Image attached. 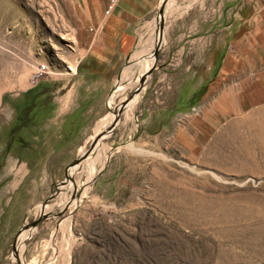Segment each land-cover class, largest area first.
I'll return each mask as SVG.
<instances>
[{"label": "rangeland", "instance_id": "rangeland-1", "mask_svg": "<svg viewBox=\"0 0 264 264\" xmlns=\"http://www.w3.org/2000/svg\"><path fill=\"white\" fill-rule=\"evenodd\" d=\"M168 1L158 56L166 38L178 35L186 4ZM234 5L233 29L219 46V57L209 61L213 71L225 67L227 54L231 72L241 68L246 49L258 45L264 52V0H234ZM81 8L80 0H0V264H15L12 241L43 203V211L51 207L52 214L67 208L36 225L31 235L26 231V238L20 235L21 264H264V105L230 118L212 130V138L189 141L188 136L185 142L177 135L179 127L193 132L192 116L199 113L194 106H201L209 89L216 92L213 75L198 83L195 102L190 86L175 101L174 92L154 93L148 77L133 107L96 143L107 155L104 162L88 156L89 167L81 162L60 183L65 168L89 148L97 123L115 111L106 107L111 91L125 87L126 99L137 87V69L131 84L116 79L156 32L149 29L155 12L139 26L118 65L97 66L84 59V36L92 38L93 30L83 36ZM69 63L75 65L73 75L65 73ZM33 75L35 85L51 92L53 116L31 131L36 136L31 150H6ZM225 133L237 137L220 139Z\"/></svg>", "mask_w": 264, "mask_h": 264}, {"label": "crops", "instance_id": "crops-1", "mask_svg": "<svg viewBox=\"0 0 264 264\" xmlns=\"http://www.w3.org/2000/svg\"><path fill=\"white\" fill-rule=\"evenodd\" d=\"M109 1L80 0L81 32L84 36L86 29L93 30L92 38L89 34L84 36L88 41V51L84 59L107 68L122 61L134 44L139 26L155 14L162 2V0H113L108 14L104 15ZM183 1L186 4L178 16V35L166 38L155 62V72L149 77L151 85L155 86L154 93L174 92L175 101L179 98V92L187 85L190 86V91L195 92L202 78L206 79L212 75L215 77L216 92L209 89V94L201 106H194L199 109V113L192 116L193 132H186L182 127H179L177 132L180 141H187L188 136L189 141H194L212 138L214 136L211 135L212 130L224 126L230 118L264 105V65L260 64L264 61V52L258 45L246 49L247 58H239L243 62L241 68L231 72L228 67L233 63L228 64L230 54H227L223 64L225 67L213 71L209 61L219 57V46L225 45L233 29L234 0ZM155 26V20L149 23L150 31L155 29ZM155 44L156 36L151 38L149 45L138 47L129 57V65L122 69L119 76L122 75L123 79L129 71L132 72L134 63L144 58L141 56L135 60V57L139 54L146 56L152 53ZM234 65L238 66V63ZM142 70L141 67L139 73ZM153 77H156L155 83L152 81ZM116 92L119 98L122 89ZM96 123L97 121L89 129L91 135ZM225 134L219 138L229 140L237 137Z\"/></svg>", "mask_w": 264, "mask_h": 264}, {"label": "flooded vegetation", "instance_id": "flooded-vegetation-1", "mask_svg": "<svg viewBox=\"0 0 264 264\" xmlns=\"http://www.w3.org/2000/svg\"><path fill=\"white\" fill-rule=\"evenodd\" d=\"M50 97L51 92L48 88H39L37 85L22 95L8 133L6 150L12 146L17 151L31 150V143L36 141V136L31 131L40 128L42 121L49 120L53 116L55 108ZM64 123L66 124L65 121ZM23 134L29 142L23 139Z\"/></svg>", "mask_w": 264, "mask_h": 264}, {"label": "water", "instance_id": "water-1", "mask_svg": "<svg viewBox=\"0 0 264 264\" xmlns=\"http://www.w3.org/2000/svg\"><path fill=\"white\" fill-rule=\"evenodd\" d=\"M167 0H162L161 4L159 5L157 11H156V15L155 17L157 16L158 17V22H157V42H156V45L155 47L153 48L152 50V53H151V56L153 58L152 60V64L151 66L149 67V69L144 73L142 74L139 78H138V81H137V87L133 90V93L128 97L126 98L123 102H121L118 106V108L113 111V120L111 121V123L103 130V132H101L100 134H98L97 136H95L92 140V142L90 143L89 145V148L87 150H85V152H83L80 156H78V158H76L75 160H73V162L65 168L64 170V181L63 182H60L61 184L63 183H66L67 182V179H70L68 176H67V169L69 167H73V166H76L78 165L79 163H81L89 154H92L93 153V149L95 147V144L97 143V141L99 139H101L105 134L107 133H111L116 125H117V117L121 114V112L123 111L125 105L128 103V101L133 97V95L135 94H140L141 91L143 90V86L145 85L146 81H147V78L151 75L152 71L155 69V62H156V59H157V56H158V52L161 48V37H162V26H163V9L165 7V3H166ZM119 77H117L116 81L118 80ZM59 183V184H60ZM72 185H73V181L70 182ZM78 192H76V194L74 196L77 195ZM56 195V192H54L51 196H49V198L46 200V202H48L49 200H51L52 198H54ZM45 204H41L39 205V213L37 215L36 218H34L29 224H25L23 226L20 227V229L18 230L17 234L15 235L13 241H12V244H11V253L13 254L14 256V260H15V264H20L19 263V259L17 257V252H16V248H15V242H16V238L17 236L25 231L26 229L28 228H34L36 225H38L39 223H41L42 221H45L47 220L49 217H60L64 210L67 208H63L61 211L55 213V214H52V213H44L43 212V208H44Z\"/></svg>", "mask_w": 264, "mask_h": 264}, {"label": "bare ground", "instance_id": "bare-ground-1", "mask_svg": "<svg viewBox=\"0 0 264 264\" xmlns=\"http://www.w3.org/2000/svg\"><path fill=\"white\" fill-rule=\"evenodd\" d=\"M166 4H167V2L165 3V6H166ZM157 22H158V17L156 16V18H155V24H156V26H155V28H156V42H157ZM153 30H151V32H152ZM153 42V41H152ZM161 44L163 43V38L161 37ZM153 45V44H152ZM156 45V44H155ZM153 47V46H152ZM141 56L142 57H146V59H144V60H142V61H140V62H138V63H136L135 65H134V68L133 69H137L138 70V73H139V71H140V69H141V67L143 68V70H142V72L141 73H137V76L135 77V79L134 80H138V78L142 75V74H144L148 69H149V65H151L152 64V60H153V58H152V56H151V53L150 54H148V55H146V56H143V55H141V54H139V55H137L136 57H135V59H137V58H141ZM69 67H68V69H66V74H68V75H72L74 72H75V67H74V65L73 64H71V63H69V65H68ZM68 70H70V72H68ZM122 76V75H121ZM131 76H133L132 75V72L130 73V75L128 76V77H124L122 80L123 81H126V79L129 81V83L128 84H131V82H132V79H131ZM136 80V81H137ZM117 81H120V76H119V78H118V80ZM127 84V83H126ZM124 88L125 87H123L122 88V93L124 92ZM115 90H116V88H115ZM115 90L113 91V93H112V95L109 97V99H108V102H107V104H106V107H107V109L108 110H116L117 109V105L119 106V104L121 103V102H123L124 100H125V98L123 97V95H121L122 97H121V99L120 100H118V94H117V92H116V99H115V102H114V106L112 107L111 105H110V99L112 98V96H113V94H114V92H115ZM121 93V94H122ZM137 95L138 94H135V95H133V97H132V99L130 100V104L127 106V105H125V107H124V109H126V107H129V106H131V107H133V105L135 104V102H136V98H137ZM116 108V109H115ZM123 109V110H124ZM127 112V111H126ZM110 114H112L113 115V113H110ZM108 115L105 119H102L101 121H99L98 123H97V125H96V127H95V129H94V135L93 136H97L98 134H100L101 132H103V130L111 123V121L113 120V116L112 115ZM109 135V133H107V134H105L101 139H103L104 137H106V136H108ZM101 139H99V140H101ZM98 140V141H99ZM97 141V142H98ZM185 142H187V141H185ZM99 144H97V147L95 148L94 147V152H93V154L91 155V154H89L88 156H94L93 158H92V161H98L99 160V162L100 163H103L104 162V160L102 159V158H104L105 157V152H104V149H102V147H101V149L100 150H97V148L99 147L98 146ZM95 146H96V144H95ZM128 149L129 150H131V151H134V152H138V150H136V149H134L133 147H132V145H128ZM97 152V153H96ZM87 156V157H88ZM107 156V155H106ZM86 157V158H87ZM85 158V159H86ZM83 160L82 162L87 166V167H89V165H90V160L88 159V160ZM80 164V163H79ZM78 164V165H79ZM77 166V165H76ZM74 167V166H73ZM73 167H69L68 169H67V176H70V172H72L71 173V175H73ZM94 171L95 170H92V175L90 174L89 176H87V178H86V182H89V181H91L92 179H91V177L94 175ZM236 171V170H235ZM80 172V171H79ZM91 179V180H90ZM83 184V183H82ZM82 184L80 185V186H82ZM86 190V189H85ZM86 193V192H85ZM76 193H74L73 194V196L75 195ZM81 194H82V192H81ZM61 199H63V198H61ZM220 201V200H219ZM200 202V201H199ZM198 202V203H199ZM214 202V201H213ZM212 202V203H213ZM196 203V202H195ZM197 203V204H198ZM203 204H204V202H202ZM201 203V204H202ZM215 203V202H214ZM221 203H222V201H221ZM221 203H219L220 205H221ZM224 203V202H223ZM200 204V205H201ZM206 204V203H205ZM204 204V205H205ZM208 204V203H207ZM210 204V203H209ZM208 204V205H209ZM208 205H206L207 207H209ZM218 205V204H217ZM198 206V205H197ZM206 206H204V207H206ZM224 206V205H223ZM213 207V206H212ZM202 208H203V206H202ZM51 209V207H46L45 209H44V213H46V212H48L49 210ZM198 209V208H197ZM197 209H195V210H197ZM225 209V208H224ZM203 210V209H202ZM215 210V209H214ZM200 211V210H199ZM208 211V210H207ZM211 211V210H210ZM202 212H204V211H202ZM209 212V211H208ZM225 212V211H224ZM48 213H50V212H48ZM212 213V212H211ZM200 214V213H199ZM218 214V213H217ZM222 214V213H221ZM202 215V214H201ZM204 215V214H203ZM206 216V215H205ZM210 216V215H209ZM213 216H214V214H213ZM203 217V216H202ZM205 218V217H204ZM206 220V219H205ZM209 220L210 219H208V222H209ZM215 220V219H214ZM207 221V220H206ZM212 221V220H211ZM30 229V230H29ZM212 229V228H211ZM32 230H33V228H28V229H26L25 231H23V232H21L18 236H17V238H16V242H15V248H16V252L17 251H19V249L17 250V243H18V240H19V237H20V235L22 234V239H24V238H26V236H27V232L29 231V234L31 235V233H32ZM27 231V232H26ZM25 232V233H24ZM226 243H228V242H226ZM20 258V257H19ZM223 259V258H222ZM225 260V259H224ZM232 259H230V261H231ZM222 261V260H221ZM227 261H229V259L227 260ZM237 262V261H236ZM21 264V263H20Z\"/></svg>", "mask_w": 264, "mask_h": 264}, {"label": "built area", "instance_id": "built-area-1", "mask_svg": "<svg viewBox=\"0 0 264 264\" xmlns=\"http://www.w3.org/2000/svg\"><path fill=\"white\" fill-rule=\"evenodd\" d=\"M113 3H114L113 0L109 1L108 9L104 12V15L108 14V12H109L110 8L112 7ZM37 72H39V71L37 70ZM34 79H35V75H33L31 80H30V84L32 85V87L36 84Z\"/></svg>", "mask_w": 264, "mask_h": 264}, {"label": "trees", "instance_id": "trees-1", "mask_svg": "<svg viewBox=\"0 0 264 264\" xmlns=\"http://www.w3.org/2000/svg\"><path fill=\"white\" fill-rule=\"evenodd\" d=\"M199 95V91H196L193 95H192V97H191V101L192 102H195L196 101V99H197V96Z\"/></svg>", "mask_w": 264, "mask_h": 264}]
</instances>
